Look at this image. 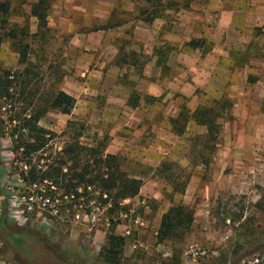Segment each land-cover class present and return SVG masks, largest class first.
Returning <instances> with one entry per match:
<instances>
[{"label": "rangeland", "instance_id": "rangeland-1", "mask_svg": "<svg viewBox=\"0 0 264 264\" xmlns=\"http://www.w3.org/2000/svg\"><path fill=\"white\" fill-rule=\"evenodd\" d=\"M7 1V29L27 30L24 43L29 42V50L26 61L18 63L16 50L0 35V72L13 76L9 97L0 99V162L4 167L0 218L6 217L0 230V261L10 264L4 260V251L11 249L25 257L20 264H107L103 246L112 228L124 240L118 264H236L243 255L252 256L238 264H255V254L250 253L264 248V0H160L159 5L156 0L151 5L146 0H48V31L43 38L30 36L36 29L29 5L35 0ZM167 1L187 3L188 8L162 10ZM140 9L145 10L143 16L138 15ZM151 10L159 18L143 22L141 17L145 19ZM75 34L85 35L92 47L104 42L100 49L87 51L100 54L108 66L124 58L127 64L115 81L127 88L128 100L151 87L140 81L139 74L152 49L173 39L179 45L203 39L196 52L183 45L180 49L184 56L190 51L202 57L211 39H216L224 59L220 69L213 76L205 75L197 88L196 78L184 73V96L176 102L177 113L182 106L183 112L190 113L195 105L229 101L230 107L217 120L215 141L205 147L204 128L188 121L181 136L161 140L165 147L149 150L156 139L146 125L140 123L138 131L117 117H102L105 96L99 89L104 76H89L74 65L77 59L72 61L68 46L76 44ZM146 72L153 75L154 71L148 66ZM166 77V70L155 76L160 78L156 94L167 86L162 81ZM25 86L32 100L19 94ZM57 90L73 97L75 103L69 115L47 110L39 120L40 127L56 136L49 152L54 155L62 146L61 133L68 122L80 123L81 144L91 145L105 137L104 152L117 155L124 168L142 181L145 196L124 200L125 210L111 214V227L101 213L87 217L76 212L73 218H65L18 180L19 165L13 161L7 119ZM159 118L160 114L155 115L162 125ZM114 136L130 139L146 153L125 152L120 145L118 150ZM178 203L191 211L189 229L178 239L158 243L160 217Z\"/></svg>", "mask_w": 264, "mask_h": 264}, {"label": "trees", "instance_id": "trees-1", "mask_svg": "<svg viewBox=\"0 0 264 264\" xmlns=\"http://www.w3.org/2000/svg\"><path fill=\"white\" fill-rule=\"evenodd\" d=\"M150 2L151 0H146V3L151 5ZM160 2V0H156L158 5L161 4ZM149 8L152 9V7ZM187 8V3L176 5V3L167 1L163 3L162 10L172 9L176 11ZM48 10V0H35L29 5V16L34 18L36 29L35 33L30 35L31 38L36 36L43 38L45 32L48 31L46 27ZM8 11L9 3L5 0L0 3V35L2 39L10 41L18 54V63L23 64L29 50V42L24 43V40L29 34L24 29H7ZM144 14V9L138 11L139 16ZM143 18L141 17L143 22H151L159 18V13L152 11L145 19ZM101 29L103 28H96L95 30ZM204 42V40L191 39L185 43V47L194 50ZM169 51L168 45L153 49V53L156 54L155 63L162 69ZM119 60L124 62L123 59ZM116 64L118 63L116 62ZM12 79L13 76L8 71L0 72V99L9 97L7 89L11 86ZM25 88L27 86L22 87L19 94L30 97L32 100L33 94L26 91ZM74 103L73 97L57 90L47 98H40L38 102L27 104L30 108L26 106L19 113L8 117L6 126H9L10 129L7 136L11 143L13 161L19 165L18 180L26 187V190L32 191L33 194L35 193L46 201L47 206L56 207V210L65 218H73L76 212L87 217L97 216L101 213L106 219V224L111 227L113 221L111 214L125 210L122 202L138 195L142 181L124 168L117 155L104 152L105 137L93 141L91 145L81 144L79 138L83 125L80 123L68 122L66 129L61 133V136L65 138L62 146L54 155L49 152V146L56 136L40 127L38 125L39 120L47 110H56L62 115H69ZM135 105L136 97L128 100V106L134 107ZM229 107L230 103L225 99L211 101L207 105H198L190 113L183 112L185 109L182 106L176 117L170 119V130L179 137L184 132L185 124L191 121L204 128L203 144L208 147L210 142L215 141L219 129L217 120ZM2 170L4 167L0 162V175ZM27 194L29 196L32 193ZM1 207L3 212H6L7 207L4 202L1 203ZM5 219L6 217L0 218V230ZM190 221L191 211L188 208L180 203L171 205L160 217L157 229L158 243L166 239H178L183 236L184 232L189 229ZM4 236L9 239L8 233L5 232ZM123 242V238L115 235L110 228L106 233L105 245L103 246L102 257L105 263L118 264L120 262ZM250 254H255V264H264V248L258 250L257 253ZM246 256L252 255H243L242 258ZM6 262L8 263L7 260Z\"/></svg>", "mask_w": 264, "mask_h": 264}, {"label": "crops", "instance_id": "crops-1", "mask_svg": "<svg viewBox=\"0 0 264 264\" xmlns=\"http://www.w3.org/2000/svg\"><path fill=\"white\" fill-rule=\"evenodd\" d=\"M98 31V30H97ZM215 38V37H211ZM72 40H75L76 44L73 46H68L69 52H71V59H77L76 65L77 68H82L80 70H83L86 72L89 76L90 75H99L102 74L104 76L102 81V84L100 86V93L105 96L104 98V110L102 117L108 116L115 118L117 117L118 121L121 124H125L129 127L132 126L133 129H137L139 131V128L137 126L141 123L142 125H146V128L150 129V132L154 134V142L148 146V149H160L161 146L165 147V144L161 140H165L166 142H169L170 138H174L177 136L174 135L170 130V119L175 118L178 114V108H177V101H181V97L184 96L183 93V77L182 75L186 72L188 74H192L196 80H194L196 83H194L195 87L197 88L198 84H202L204 82L203 78L205 75L209 77L213 76V73H215L217 70L220 69L221 63L224 60L223 59V52L219 44L216 42V39H211L210 41V48L204 55L195 56V52L198 48L194 49V53L190 52L193 50L188 51V54H185V56L182 54L180 49L182 48V45L185 46V44H177L176 40L173 39V41H168L167 45L170 47V51L166 55L164 68L162 69L160 66H157L156 61V54L153 53V49L150 52L149 60H147L146 64L144 65V68L142 72H140L139 76L140 81H147L151 87H148V90L142 91L138 93L139 95L136 96V105L134 107L128 106V92L127 88L120 85L118 82L116 83L115 78L118 72L121 70L122 67H124L126 61L121 64L122 61H115L112 62L110 66L105 63V61L101 60V55L96 54L93 52H89L87 50L89 49H95L98 50L103 45L104 42L99 43L95 47H92L91 45L87 44V39L85 35L83 34H75L74 38ZM191 40V39H190ZM197 40V39H195ZM200 40V39H198ZM203 40V39H202ZM73 43V41H70ZM188 42V41H187ZM186 42V43H187ZM74 44V43H73ZM99 46V47H98ZM86 50L87 52L84 53L83 51ZM187 53V52H186ZM88 55V57H87ZM92 55V57H91ZM96 55L98 57H96ZM188 57H187V56ZM95 56V57H94ZM89 57L94 60L91 62L89 61ZM82 63H81V61ZM85 62H84V61ZM80 61V63L78 62ZM91 62V64H90ZM116 62L118 64H116ZM130 63V62H128ZM127 64V63H126ZM133 65L132 63H130ZM87 65V66H86ZM151 67L153 72V75L147 74L146 68ZM91 69H87V68ZM162 70L167 71V77L163 79L165 80V83H167V86L162 87V91L160 94H156L155 87L157 86V83L160 84V78L157 80L155 79V76L162 72ZM183 72V73H182ZM157 73V74H156ZM83 75V73H81ZM201 78V79H200ZM170 79V80H169ZM100 84V83H99ZM186 85V84H184ZM193 85L190 84V88ZM193 88V89H196ZM86 89H89L86 88ZM91 91H94V87H90ZM98 90V87H96V91ZM160 90V88H159ZM189 97L191 95H188ZM196 99L195 96H191ZM192 99V98H191ZM200 99V98H199ZM181 106V104H180ZM198 106L195 105L193 109ZM168 109V112H167ZM159 111V112H158ZM160 114V121H163L162 125L158 122V120L155 119V115ZM143 133V132H142ZM140 133V134H142ZM126 140H122L121 138H118L117 136L113 137L112 142L116 145L115 148H122L125 152L130 153H137L138 151H145V149L142 147L135 146V144H131L130 139L123 138ZM160 141V142H159ZM120 145V147H118ZM134 145V146H132ZM119 150V149H118ZM146 153V151H145ZM141 188V187H140ZM145 196V192L141 191L139 189L138 195L136 197L140 198V196ZM154 198V197H153ZM135 199V197L133 198ZM140 203H143V199H139ZM163 213V212H162ZM160 213L159 216L162 214ZM18 239H15V242H17ZM156 247H158V244H156ZM145 250H148V245H144ZM12 253L17 254L13 250ZM6 255V254H5ZM4 255V260L8 261L10 259L9 256ZM24 258H19L20 263H23ZM18 259H13V264H19ZM9 262V261H8ZM12 264V263H11Z\"/></svg>", "mask_w": 264, "mask_h": 264}, {"label": "flooded vegetation", "instance_id": "flooded-vegetation-1", "mask_svg": "<svg viewBox=\"0 0 264 264\" xmlns=\"http://www.w3.org/2000/svg\"><path fill=\"white\" fill-rule=\"evenodd\" d=\"M11 251H12L11 249L4 251V255L6 254L5 256H9L10 259H9L8 261L10 262V264H11V263L13 264L12 260H13V259H14V260H15V259H18V260H19L20 257L18 256V254L12 253ZM9 262H8V263H9ZM19 264H20V260H19Z\"/></svg>", "mask_w": 264, "mask_h": 264}, {"label": "built area", "instance_id": "built-area-1", "mask_svg": "<svg viewBox=\"0 0 264 264\" xmlns=\"http://www.w3.org/2000/svg\"><path fill=\"white\" fill-rule=\"evenodd\" d=\"M125 234H128V231H125ZM0 264H3V262H2V261H0Z\"/></svg>", "mask_w": 264, "mask_h": 264}]
</instances>
